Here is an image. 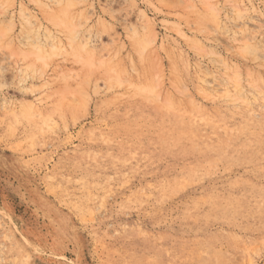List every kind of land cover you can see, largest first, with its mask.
Masks as SVG:
<instances>
[{"label":"rangeland","instance_id":"1","mask_svg":"<svg viewBox=\"0 0 264 264\" xmlns=\"http://www.w3.org/2000/svg\"><path fill=\"white\" fill-rule=\"evenodd\" d=\"M0 264H264V0H0Z\"/></svg>","mask_w":264,"mask_h":264}]
</instances>
